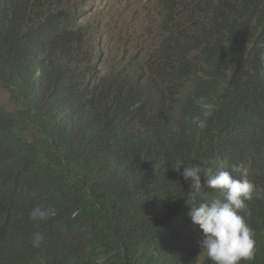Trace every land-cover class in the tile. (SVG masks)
Here are the masks:
<instances>
[{
    "label": "trees",
    "instance_id": "16d2710c",
    "mask_svg": "<svg viewBox=\"0 0 264 264\" xmlns=\"http://www.w3.org/2000/svg\"><path fill=\"white\" fill-rule=\"evenodd\" d=\"M48 5L0 0V83L21 103H0V264H199L191 204L219 194L202 173L188 202L191 182L173 167L217 174V156L237 151L264 173V149L244 152L264 141V112L252 114L264 104V0H220L210 28L199 31L196 13V33L178 36L173 4L161 60L117 61L107 75L96 67L101 22L87 35ZM247 203L255 259L241 264H264V198ZM36 207L56 215L33 221Z\"/></svg>",
    "mask_w": 264,
    "mask_h": 264
},
{
    "label": "clouds",
    "instance_id": "9594fccd",
    "mask_svg": "<svg viewBox=\"0 0 264 264\" xmlns=\"http://www.w3.org/2000/svg\"><path fill=\"white\" fill-rule=\"evenodd\" d=\"M196 1L198 4L194 8V12L195 14L198 13L202 19L199 31L201 29L210 28L212 23H206L207 18L210 15L211 8L216 9L220 0ZM44 3H46V5L49 4L48 6L52 5L56 13L66 12L65 16H67V19L71 20V23L77 24L75 29L82 28L87 35H89L91 31L90 22L99 20L101 22V36L99 42L101 43L103 57L104 40L106 36L103 28L106 24L104 23L105 19L101 10L91 9L89 0H44ZM173 4L180 13L176 0H163V21L173 13L171 7ZM257 17L262 19V24L255 30V33L264 41V9ZM202 22H205V24L203 25ZM244 49L245 51L240 57V63L246 62L248 51L254 49V44L252 42H246ZM102 57L99 58V53L97 54L96 67L98 68V73L101 71L103 75H107L112 69L118 67L119 64L117 65L116 63L108 68H104ZM259 59L261 62H264V52L260 53ZM90 65L91 64H87L86 67ZM81 71L86 77L85 84L90 82L92 78L86 75L82 67ZM151 73L157 76L153 70ZM6 88L9 89L8 87ZM9 91L14 94L18 106L15 111H12L4 104L3 105L9 111L16 112L21 108V103L16 93L12 92L10 89ZM121 106L122 105L115 104L112 105L111 108ZM202 106L207 107V105ZM263 112L264 104L258 112L252 114L258 115ZM200 126L202 127L203 125L201 124ZM227 146L235 150V147L231 143ZM249 146V149L244 152L256 150L260 152L261 149H264V141H254L250 143ZM181 165L184 166L181 173L184 180L191 182V191L187 193L188 202L189 198L195 201L198 194L202 192V173H205L208 177L206 181L207 188L219 194V198L217 199L203 201L198 205L191 204L192 207L189 213L191 220L194 224L199 225L203 231V239L201 241L197 239L200 251L199 264L207 260V258H209L213 264H241V261L254 260L255 240L253 238L252 229L248 225L245 217L251 215V209L248 207L247 202L252 201L254 197L257 199L264 198V187H261L264 185V173L248 167L237 151L235 153L225 154L223 157L217 156V165L219 166L217 171L215 169L217 174H215V172L212 173L210 168L205 170L199 164L188 166L181 163L173 168L180 171ZM242 212L243 215H241ZM55 215V209L51 207H36L31 210L30 219L33 221H47ZM190 237L194 238L192 235H190ZM44 239L45 235L43 233H34L32 237V246L39 247Z\"/></svg>",
    "mask_w": 264,
    "mask_h": 264
},
{
    "label": "rangeland",
    "instance_id": "374dc122",
    "mask_svg": "<svg viewBox=\"0 0 264 264\" xmlns=\"http://www.w3.org/2000/svg\"><path fill=\"white\" fill-rule=\"evenodd\" d=\"M176 1L180 10L177 14L179 24L176 35L182 32L195 34L196 27L192 23V17L195 15L197 1ZM89 3L91 9L101 10L105 19L103 31L106 36L102 57L104 68L117 61L124 67L135 59L142 62L161 60V48L169 32L163 22V0H89ZM153 65H147L146 72L151 73ZM0 103L12 111L18 106L14 94L2 84Z\"/></svg>",
    "mask_w": 264,
    "mask_h": 264
},
{
    "label": "bare ground",
    "instance_id": "6f19581e",
    "mask_svg": "<svg viewBox=\"0 0 264 264\" xmlns=\"http://www.w3.org/2000/svg\"><path fill=\"white\" fill-rule=\"evenodd\" d=\"M159 50V49H158Z\"/></svg>",
    "mask_w": 264,
    "mask_h": 264
}]
</instances>
